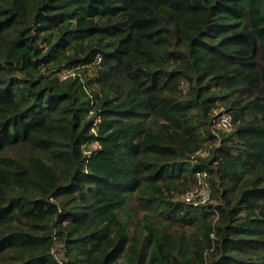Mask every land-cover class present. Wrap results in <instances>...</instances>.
Returning <instances> with one entry per match:
<instances>
[{
    "label": "trees",
    "instance_id": "obj_1",
    "mask_svg": "<svg viewBox=\"0 0 264 264\" xmlns=\"http://www.w3.org/2000/svg\"><path fill=\"white\" fill-rule=\"evenodd\" d=\"M0 264H264V0H0Z\"/></svg>",
    "mask_w": 264,
    "mask_h": 264
},
{
    "label": "built area",
    "instance_id": "obj_2",
    "mask_svg": "<svg viewBox=\"0 0 264 264\" xmlns=\"http://www.w3.org/2000/svg\"><path fill=\"white\" fill-rule=\"evenodd\" d=\"M102 57L100 54L97 55L95 63L101 62ZM80 66H73L63 68L58 72V75L64 79L71 75H77L79 73ZM100 118H97L99 120ZM96 120V121H97ZM214 127L216 130H221L224 132H230L234 130L233 115L227 111L217 112V118L214 121ZM94 131V129H92ZM97 145L96 143L94 144ZM209 155V150L200 149L192 156V159L196 158L195 156L207 157ZM196 160V159H195ZM196 183L190 189L182 194V199L186 202L193 203L196 206L207 203L211 198V190L208 182V172L205 170H197L195 172ZM58 261L61 263L64 259L63 253H60L58 250L55 251Z\"/></svg>",
    "mask_w": 264,
    "mask_h": 264
},
{
    "label": "rangeland",
    "instance_id": "obj_3",
    "mask_svg": "<svg viewBox=\"0 0 264 264\" xmlns=\"http://www.w3.org/2000/svg\"><path fill=\"white\" fill-rule=\"evenodd\" d=\"M217 112H219V111H217Z\"/></svg>",
    "mask_w": 264,
    "mask_h": 264
}]
</instances>
